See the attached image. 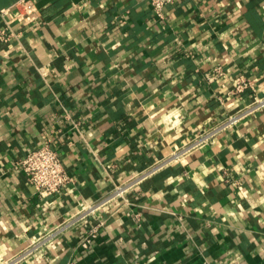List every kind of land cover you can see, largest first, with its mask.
I'll list each match as a JSON object with an SVG mask.
<instances>
[{
  "label": "crops",
  "instance_id": "crops-1",
  "mask_svg": "<svg viewBox=\"0 0 264 264\" xmlns=\"http://www.w3.org/2000/svg\"><path fill=\"white\" fill-rule=\"evenodd\" d=\"M25 2L32 22L0 43V264H264V104L242 114L264 100V0L163 18L148 0ZM45 142L71 177L58 196L16 165Z\"/></svg>",
  "mask_w": 264,
  "mask_h": 264
},
{
  "label": "built area",
  "instance_id": "built-area-1",
  "mask_svg": "<svg viewBox=\"0 0 264 264\" xmlns=\"http://www.w3.org/2000/svg\"><path fill=\"white\" fill-rule=\"evenodd\" d=\"M153 14L157 18H163L165 9L168 6H175L179 0H148ZM17 9V14L12 15V8H0V43H7L13 37L17 36L16 33V24L21 26H28L34 16L31 6H28L25 0L20 1L18 4L13 6ZM37 15L36 13H34ZM215 71H219L218 69ZM206 78L209 80L212 76L206 75ZM234 82V91L240 92L244 89L251 88L252 82L243 76H237L233 80ZM264 104V100H256L255 104L246 108L242 114L247 111L252 110L254 107ZM235 118H230L229 122H233ZM17 167L23 170L26 175L27 181L34 188L36 194L39 197H48V196H58L62 193V190L67 186L71 181V177L67 174L64 165L57 153L56 150L52 149L49 144L46 142L34 146L27 154L18 161L16 164ZM149 172L147 171L144 174H140L130 178L126 183L117 187L114 194L121 196L127 189L135 185L139 180L146 176ZM95 209L94 206H89L80 210L77 215L73 217L69 222L64 226H60L55 230L59 232L60 230L66 228L76 222L81 220ZM98 227H92L87 235L82 238L80 241V246L87 248L91 240H93L98 233Z\"/></svg>",
  "mask_w": 264,
  "mask_h": 264
}]
</instances>
